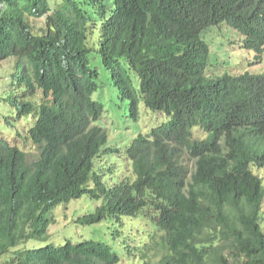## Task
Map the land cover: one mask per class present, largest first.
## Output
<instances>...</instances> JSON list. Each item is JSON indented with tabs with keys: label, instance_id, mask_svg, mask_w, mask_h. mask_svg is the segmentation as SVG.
I'll use <instances>...</instances> for the list:
<instances>
[{
	"label": "trees",
	"instance_id": "obj_1",
	"mask_svg": "<svg viewBox=\"0 0 264 264\" xmlns=\"http://www.w3.org/2000/svg\"><path fill=\"white\" fill-rule=\"evenodd\" d=\"M223 24L262 59L264 0H0V109L33 122L39 153L0 139V264H120L102 242L48 241L85 195L102 204L77 222L133 221L144 264H264V73L209 76ZM110 112L164 119L122 147Z\"/></svg>",
	"mask_w": 264,
	"mask_h": 264
},
{
	"label": "rangeland",
	"instance_id": "obj_2",
	"mask_svg": "<svg viewBox=\"0 0 264 264\" xmlns=\"http://www.w3.org/2000/svg\"><path fill=\"white\" fill-rule=\"evenodd\" d=\"M35 25L36 29L40 30L44 26V19L36 20ZM204 40L210 45L208 74L212 78H218L225 74L237 76L247 72L264 73V56L262 59L257 58L256 53L244 49L239 33L228 25L213 27L205 34ZM12 68L11 60L0 64V93L9 90V74ZM6 110L0 109V139L19 146L28 153L30 161H35L39 155L38 150L32 142L25 140L33 122L26 118L19 119L16 115L7 114ZM8 116L10 119L6 118ZM146 119L151 122L135 123L132 120L120 119L118 123L114 113L110 112L104 117L103 124L110 132L111 142L118 138L123 147L138 134L150 133L153 127L163 123L164 118L162 115L148 114ZM186 164L192 172L195 171L194 160L186 157ZM253 169L264 183V169L257 167ZM101 204L102 202L93 201L90 196L85 195L68 206L58 208L56 211L57 221L48 229L50 235L48 241L62 245L66 240H71L75 244L86 239L94 240L113 247L122 258L120 264H144L145 259L142 254L129 255L131 247H139L148 237L142 230L134 229L133 221L125 219L124 226H120L116 221H104L94 226H84L77 222L84 215L94 212ZM262 225L264 228V212ZM146 229L147 233L154 234L150 227L146 226ZM136 254L137 256H135ZM159 258L157 254L152 253L150 264H156Z\"/></svg>",
	"mask_w": 264,
	"mask_h": 264
}]
</instances>
